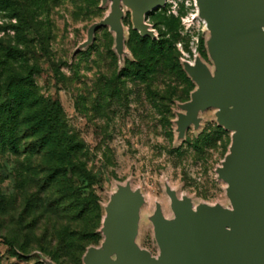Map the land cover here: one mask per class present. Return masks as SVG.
<instances>
[{
    "label": "rangeland",
    "instance_id": "374dc122",
    "mask_svg": "<svg viewBox=\"0 0 264 264\" xmlns=\"http://www.w3.org/2000/svg\"><path fill=\"white\" fill-rule=\"evenodd\" d=\"M108 11L100 0H0V90L13 78L15 91L43 104L58 101L75 144L72 168L58 182L45 181L56 155L28 154L32 139L19 137L17 154L0 150V264H42L38 254L54 264H82L86 249L102 240L103 206L118 184L129 182L144 196L136 242L153 256L147 217L155 203L172 217L165 185L194 205L228 206L216 169L230 134L217 126L215 111H205L199 129L189 128L182 140L175 133L177 105L194 90L182 61L199 57L213 68L194 0H166L147 14L154 39L133 30L125 10L123 64L108 28L75 53ZM153 42L167 49L164 56L150 57ZM142 58L149 63L144 74L135 66ZM148 58L159 60L153 67Z\"/></svg>",
    "mask_w": 264,
    "mask_h": 264
},
{
    "label": "water",
    "instance_id": "95a60500",
    "mask_svg": "<svg viewBox=\"0 0 264 264\" xmlns=\"http://www.w3.org/2000/svg\"><path fill=\"white\" fill-rule=\"evenodd\" d=\"M204 22L210 69L199 57L182 61L194 84L187 102L178 104L177 141L186 131H197L201 115L212 109L215 121L230 134L228 151L216 169L225 184L228 206L199 203L178 197L165 185L171 218L158 203L147 217L158 254L136 242L144 196L129 182L116 185L103 206L98 247H88L82 264H264V0H194ZM109 11L87 30L75 53L85 50L94 34L108 28L120 64L124 47L122 19L129 11L133 30L154 39L147 14L166 0H100ZM42 264H54L38 254Z\"/></svg>",
    "mask_w": 264,
    "mask_h": 264
},
{
    "label": "trees",
    "instance_id": "16d2710c",
    "mask_svg": "<svg viewBox=\"0 0 264 264\" xmlns=\"http://www.w3.org/2000/svg\"><path fill=\"white\" fill-rule=\"evenodd\" d=\"M150 57L164 56L167 49L161 44L152 43ZM153 67L159 58H148ZM144 60V64L143 63ZM135 65L139 73L145 71L147 63L145 58ZM144 74V72L142 73ZM30 78L25 79L29 81ZM16 79L11 78L1 85L0 92V150L10 151L14 154L19 152V137L32 139L27 145L26 151L30 155L52 154L56 155L55 164L50 167V173L45 181H61L67 170L72 168L70 156L74 153V142L67 135L65 124L59 115L61 108L58 101L53 103H40L33 98L31 93L15 91L18 84ZM24 90V89H23ZM29 99V103L23 104ZM74 168L83 172L82 164L73 165Z\"/></svg>",
    "mask_w": 264,
    "mask_h": 264
}]
</instances>
